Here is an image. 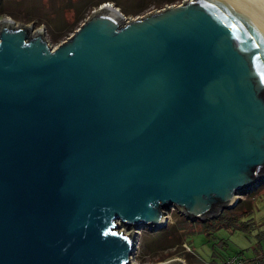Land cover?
<instances>
[{"label": "water", "instance_id": "95a60500", "mask_svg": "<svg viewBox=\"0 0 264 264\" xmlns=\"http://www.w3.org/2000/svg\"><path fill=\"white\" fill-rule=\"evenodd\" d=\"M105 4L54 48L0 20V264H129L117 222L216 218L264 180V0Z\"/></svg>", "mask_w": 264, "mask_h": 264}, {"label": "rangeland", "instance_id": "374dc122", "mask_svg": "<svg viewBox=\"0 0 264 264\" xmlns=\"http://www.w3.org/2000/svg\"><path fill=\"white\" fill-rule=\"evenodd\" d=\"M182 1L0 0V20L9 18L15 26L25 24L42 29L48 45L54 48L104 3L133 19ZM236 196V206L223 209L232 217L236 207L237 220L228 228L216 218L190 221L175 208L167 210V221L157 230L143 226L133 229L117 222V230L124 234L137 231L129 264H223L225 259L227 264H239L257 257L264 251V180L237 191Z\"/></svg>", "mask_w": 264, "mask_h": 264}, {"label": "trees", "instance_id": "16d2710c", "mask_svg": "<svg viewBox=\"0 0 264 264\" xmlns=\"http://www.w3.org/2000/svg\"><path fill=\"white\" fill-rule=\"evenodd\" d=\"M107 1V0H106ZM102 2H105V1H102ZM236 206V205H235ZM236 208V207H235ZM234 209H232V217H228L227 214L229 211H223L222 213H220L218 215V217H216V219L219 221V223L225 227H229V226H233L235 225V221L237 220V215L234 213ZM244 227H242V230H245L246 226L243 224ZM261 251L257 254V257L255 256L254 258L252 259H247L248 261H243V262H240L239 264H264V251ZM239 259H242V257H239ZM228 260L225 259L223 264H227ZM247 262V263H246Z\"/></svg>", "mask_w": 264, "mask_h": 264}, {"label": "bare ground", "instance_id": "6f19581e", "mask_svg": "<svg viewBox=\"0 0 264 264\" xmlns=\"http://www.w3.org/2000/svg\"><path fill=\"white\" fill-rule=\"evenodd\" d=\"M105 5H110V4L107 3V4H105ZM261 6H262V5H261ZM262 7H264V6H262Z\"/></svg>", "mask_w": 264, "mask_h": 264}]
</instances>
